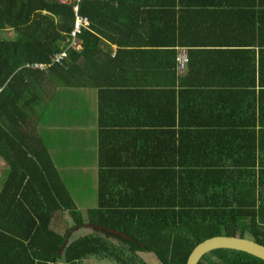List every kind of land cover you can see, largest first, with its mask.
<instances>
[{"label":"crops","instance_id":"0c3cea01","mask_svg":"<svg viewBox=\"0 0 264 264\" xmlns=\"http://www.w3.org/2000/svg\"><path fill=\"white\" fill-rule=\"evenodd\" d=\"M120 2L127 5L118 7L115 1L117 8L110 10L107 29L97 33L95 57L78 59L83 68L74 75L78 85H69L52 73L33 83L40 97L29 128L41 140L60 181L81 211L97 208L100 192L104 204L115 197L139 202L144 194H159L158 188L166 179L159 170L178 163L180 144L185 149L186 163L191 161L192 147L197 144L216 150L228 142H250L242 135L233 140L219 136V131L227 128L206 124L211 115L204 109L193 111L188 107L181 117L178 107L182 101L189 105L193 97L204 100L208 93L203 91L212 87L219 91L228 82H254L258 92L257 69L262 66L264 70V29L258 27V17L264 20V7L259 6L264 0H183L187 6L145 4H177L178 0ZM157 24L165 30L155 28ZM177 29L185 30L188 44H174V62L180 47L187 54L191 51L190 65L186 62L178 71L180 76L185 75L182 77L171 74L173 57L164 43L172 36L176 39ZM230 39L239 43L226 44ZM81 48L79 39L77 50ZM211 51H217L216 57ZM230 51L245 55L239 61L250 73L253 69L254 78L209 72L226 64L235 67L234 59L225 61V53ZM195 68L202 74L186 76L189 69ZM262 79L264 83V74ZM240 117L246 120L247 115ZM220 119L222 122L223 114ZM228 127L242 131L245 126ZM259 127L256 125V132ZM1 152L0 148V264H30L32 222L23 213L25 208L8 204L10 193L19 181L27 182V175L9 179L10 167ZM148 175L151 183L145 192ZM48 178L39 172L34 174L23 189L25 206L40 212L55 205L48 191ZM56 187L58 192V184ZM68 220V212L57 209L50 226L63 233ZM71 231L68 238L74 239L70 238Z\"/></svg>","mask_w":264,"mask_h":264},{"label":"trees","instance_id":"16d2710c","mask_svg":"<svg viewBox=\"0 0 264 264\" xmlns=\"http://www.w3.org/2000/svg\"><path fill=\"white\" fill-rule=\"evenodd\" d=\"M115 1H118V7L127 5L122 4V0L80 1L79 13L87 17L89 24L81 26L77 34L78 40H82V48L77 50L70 46L74 15L69 5L56 0H0V31H8L7 35L0 37V148L10 167L9 179L16 175L20 178L27 175V184L22 183V180L16 184L13 193H10L8 204L25 208L23 213L32 222L29 229V232L32 231L31 243L28 244L32 253L30 264H89L85 259L94 255L108 260L112 258L119 264H128L130 258L126 260V252L131 251L135 255L137 250L153 254L160 264H185L192 248L203 239L214 235L246 237L264 245L262 66L257 69L258 92L254 89V82H228L219 91L213 87L203 91L208 93L207 98L203 95L204 100L193 97L189 105L182 101L178 107L181 117L188 107L193 111L204 109L203 112L207 111L211 115V121L206 124L224 125L227 128L219 131V136L226 135L233 140L242 135L249 137L250 142L236 145L228 142L218 145L216 150L198 147L200 145L197 144L191 149V161L186 163L183 161L185 149L180 144L178 163L167 165L168 169L159 170L166 177L158 188L159 194H144L139 202L115 197L114 201L104 204L100 192L97 208L85 211L76 208L60 181L47 150L29 128V124L34 121L35 104L39 103L40 97L33 89V83L52 73L66 80L69 85H78L74 82V75L79 71L83 72V68L77 61L81 57H95L94 51L99 42L97 33L107 29L106 19L111 18L110 10L117 8L114 7ZM145 4L188 5L183 0H178L177 4ZM258 22V27L264 29L263 18L258 17ZM168 27L172 29L171 25H166ZM155 28L165 30L159 24ZM184 32L185 30L177 29L176 39L172 36L170 42H164L173 57L171 74L179 77L185 75L178 74L172 47L174 44H188ZM225 43L234 45L233 43L239 42L230 39ZM63 50L66 51V57L60 63L50 65L47 70L28 66L36 62L48 63L54 53ZM216 52L211 51L215 57ZM190 54H187L188 64ZM243 58L245 59V55L239 51L227 52L225 61L233 62L234 59L235 67L226 64L220 70L217 67L209 72H218L229 77L252 75L254 78L253 69L250 73L249 68L239 61ZM205 64L208 65L207 62ZM88 67L85 65L84 70L88 71ZM93 71V75H96L97 68ZM201 72L197 68L189 69L186 76L201 75ZM143 73H146V69ZM240 115H247L246 120H242L244 117ZM231 125L245 127L242 131H236L238 129L228 127ZM256 125L260 126L257 132ZM36 172L49 177L48 191L56 202L54 206L40 212L23 204V189ZM54 176L56 179L53 181L51 177ZM147 177L149 181L145 185V192L151 183L150 176ZM57 209L66 210L72 221V225L63 233L50 226L53 213ZM84 220L123 232L130 238L106 229H98L68 239L64 244L68 233L81 226ZM110 238L117 241L113 243ZM63 244L64 248L61 250ZM207 255L214 257L212 263L203 261ZM132 258L136 263V258ZM142 263L147 264L144 261ZM197 264H264V260L243 251L217 248L205 253Z\"/></svg>","mask_w":264,"mask_h":264},{"label":"water","instance_id":"95a60500","mask_svg":"<svg viewBox=\"0 0 264 264\" xmlns=\"http://www.w3.org/2000/svg\"><path fill=\"white\" fill-rule=\"evenodd\" d=\"M84 225H88L89 227L95 229H106L107 231L111 233H117L124 238H130L123 232L99 224L87 223ZM65 242L66 239L64 240V244ZM64 244L61 246V250H63ZM217 248H230L243 251L264 260V245L246 237L214 235L198 242L187 256L185 264H197L199 259L205 253Z\"/></svg>","mask_w":264,"mask_h":264},{"label":"built area","instance_id":"2783aa9c","mask_svg":"<svg viewBox=\"0 0 264 264\" xmlns=\"http://www.w3.org/2000/svg\"><path fill=\"white\" fill-rule=\"evenodd\" d=\"M59 3L67 4L71 7L74 17V26L70 31V35L72 36L70 46L77 48L79 45V40L77 38V34L80 31L81 26H87L89 21L86 16H83L79 13V4L81 0H56ZM66 57V51H60L54 53L50 58L49 63H41L38 66L41 69L47 68L49 65L54 63H60ZM177 69L179 72L183 70L187 62V52L184 47H180L177 51Z\"/></svg>","mask_w":264,"mask_h":264},{"label":"rangeland","instance_id":"374dc122","mask_svg":"<svg viewBox=\"0 0 264 264\" xmlns=\"http://www.w3.org/2000/svg\"><path fill=\"white\" fill-rule=\"evenodd\" d=\"M7 33H8V31H5V30L0 31V37H4L5 35H7ZM39 64H41V62H36V63H33V64H28V66L29 67H34V68L41 69V67L38 66ZM47 68L42 69V70H47ZM87 223H90V222H88V220H84V222H83V224L81 226H78L77 228H73L72 229V230H74L73 233H72L73 235L70 238H75V237L77 238L79 236H82V235H85V234H88L90 232H93V231H97L98 230V229H95V228H91L88 225H85L84 226V224H87ZM71 225H72V221H71V219L69 217V220L66 222V226L68 228ZM68 237H69V234H68V236L65 239L68 240L69 239ZM69 240H71V239H69ZM110 240L113 243H115L117 241V239H115L116 241H114L111 238H110ZM143 258L145 259V261L147 262V264H160V262L157 260V258L153 254H151V253H144L143 254ZM213 259H214V257L212 255H207V256H205L203 258V261L206 262V263H212ZM103 261H105V262H103ZM85 262H87L89 264H119L118 262L114 261L112 258H110L109 261H108V259H105V258L100 261L98 258H96L94 256H90V257L86 258L85 259Z\"/></svg>","mask_w":264,"mask_h":264},{"label":"flooded vegetation","instance_id":"af4514ba","mask_svg":"<svg viewBox=\"0 0 264 264\" xmlns=\"http://www.w3.org/2000/svg\"><path fill=\"white\" fill-rule=\"evenodd\" d=\"M144 253L145 252H143V251L137 250L136 254H135L136 256H135L133 253H131V251L130 252H126V255H127L126 260H128V258H130V260H129L130 263H128V264H143L142 261L146 262L145 259L143 258V254ZM132 256H134V258H136V263L134 262V259L132 258ZM94 257L98 258L100 261L103 260V258H100L99 255H94ZM140 259L142 260L141 262H140ZM103 262H105V261H103Z\"/></svg>","mask_w":264,"mask_h":264}]
</instances>
